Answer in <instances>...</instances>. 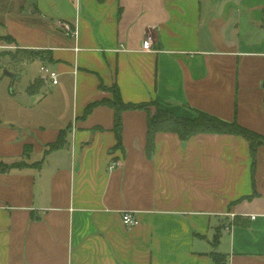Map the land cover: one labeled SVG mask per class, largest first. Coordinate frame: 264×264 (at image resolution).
<instances>
[{
	"label": "crops",
	"instance_id": "obj_1",
	"mask_svg": "<svg viewBox=\"0 0 264 264\" xmlns=\"http://www.w3.org/2000/svg\"><path fill=\"white\" fill-rule=\"evenodd\" d=\"M7 35L17 51L0 55L60 76L40 66L17 89L8 67L0 162L35 164L0 171V264H264V144L254 158L239 134L159 131L150 157L154 105L123 112V147L111 106L83 116L118 84L126 102L264 133V0H0Z\"/></svg>",
	"mask_w": 264,
	"mask_h": 264
},
{
	"label": "trees",
	"instance_id": "obj_2",
	"mask_svg": "<svg viewBox=\"0 0 264 264\" xmlns=\"http://www.w3.org/2000/svg\"><path fill=\"white\" fill-rule=\"evenodd\" d=\"M2 38L12 42L15 41L10 35L3 36ZM24 51L28 53V50ZM100 86L104 87L102 83H100ZM111 87L113 88L114 98H104L88 104L83 116H86L97 105L106 104L111 106L114 109V131L117 139L116 147H123V112L130 109L147 108L148 105H155L157 108L155 112L151 111L148 117L147 153L150 157L154 154L155 135L159 131L177 132L184 141L188 140L192 135L201 132L239 134L248 140L254 158L256 149L261 144H264V133L256 132L244 126L237 119L227 120L203 110H197V115L194 117L178 116L172 111L162 108L157 102H151L148 104L143 102H126L122 98L118 84H113ZM68 134L69 126L61 129L58 138L48 145L46 153L66 147L68 144ZM33 164L35 163H30L24 160L13 163L0 162V171L5 172L14 167L22 168ZM212 257L216 264H228V260H224L227 259L226 255L221 252L213 251Z\"/></svg>",
	"mask_w": 264,
	"mask_h": 264
},
{
	"label": "rangeland",
	"instance_id": "obj_3",
	"mask_svg": "<svg viewBox=\"0 0 264 264\" xmlns=\"http://www.w3.org/2000/svg\"><path fill=\"white\" fill-rule=\"evenodd\" d=\"M0 40H1V42H0L1 45L7 46L6 49H3L0 47V52L2 50H6V51H10V52L17 51V48L12 49L13 47H11V46H14L13 45L14 42H12L10 40H6L4 38H0ZM27 55L28 56H31V55L35 56V55H37V53L29 51ZM21 59H25V57L24 58H22V57L17 58L13 55H7V54L0 55V104H6L9 101L7 99L6 90H7L8 85L11 82L10 80H12V79H11L10 75L5 73V69H10L8 67H12V69L18 68L20 70L19 72L24 70L23 77L19 78L17 80H14V82L16 81L17 89L18 88L22 89L26 85V83L30 79L35 78V76L39 72V69L41 66L39 59H37V58L32 59V60L26 62L25 64H22L21 66H19V62H21L20 61ZM8 64H9V66H8ZM107 90H109L111 92V98H114L113 88L108 87ZM156 110H157V108L154 105L153 106V112H155ZM224 260H227V259H224Z\"/></svg>",
	"mask_w": 264,
	"mask_h": 264
},
{
	"label": "built area",
	"instance_id": "obj_4",
	"mask_svg": "<svg viewBox=\"0 0 264 264\" xmlns=\"http://www.w3.org/2000/svg\"><path fill=\"white\" fill-rule=\"evenodd\" d=\"M66 25L69 28V30L72 31V33L74 34L75 29L71 28L69 24H66ZM153 41H154L153 36L151 34L148 35L146 39L144 40V48L152 49ZM41 71L46 74V76L51 80V83L57 84L59 82L60 73L57 70H54L48 66L42 65ZM263 87H264V84H263ZM121 163H122L121 159H112V161L109 164V169L117 168L118 166L121 165ZM123 221L126 225L135 226L139 223V218L135 212L131 210H127L123 213Z\"/></svg>",
	"mask_w": 264,
	"mask_h": 264
},
{
	"label": "water",
	"instance_id": "obj_5",
	"mask_svg": "<svg viewBox=\"0 0 264 264\" xmlns=\"http://www.w3.org/2000/svg\"><path fill=\"white\" fill-rule=\"evenodd\" d=\"M5 73L14 77V78H19L20 77V73H16V72H13L12 70L10 69H5Z\"/></svg>",
	"mask_w": 264,
	"mask_h": 264
}]
</instances>
